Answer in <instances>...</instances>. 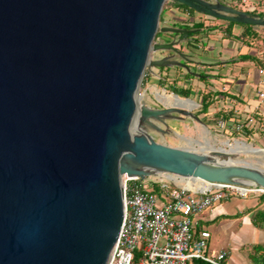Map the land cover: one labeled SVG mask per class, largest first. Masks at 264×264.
<instances>
[{
	"label": "water",
	"instance_id": "95a60500",
	"mask_svg": "<svg viewBox=\"0 0 264 264\" xmlns=\"http://www.w3.org/2000/svg\"><path fill=\"white\" fill-rule=\"evenodd\" d=\"M165 1L0 0V264H108L123 175L264 190L259 164L145 131L172 112L197 119L183 106L139 103L146 68L181 65L149 59L180 43L153 44L157 31L185 32L159 29ZM169 1L264 27L219 0Z\"/></svg>",
	"mask_w": 264,
	"mask_h": 264
},
{
	"label": "built area",
	"instance_id": "2783aa9c",
	"mask_svg": "<svg viewBox=\"0 0 264 264\" xmlns=\"http://www.w3.org/2000/svg\"><path fill=\"white\" fill-rule=\"evenodd\" d=\"M258 73L264 76L262 69ZM257 87L254 110L264 107V78ZM255 120L252 114L246 116L237 121L235 130L253 126ZM218 125L224 128L222 120ZM121 179L123 220L108 264H223L227 253L209 252V233L195 231L198 217L230 195L264 194V190L237 185L200 187L127 175Z\"/></svg>",
	"mask_w": 264,
	"mask_h": 264
},
{
	"label": "crops",
	"instance_id": "0c3cea01",
	"mask_svg": "<svg viewBox=\"0 0 264 264\" xmlns=\"http://www.w3.org/2000/svg\"><path fill=\"white\" fill-rule=\"evenodd\" d=\"M225 1L227 2V5L235 9L240 8L238 10L249 12L258 16L259 18H264V0ZM214 24H218L216 20L214 21ZM242 31V27L232 28V34L235 36H238L240 33H242ZM256 31L261 37V40H259V42H257V45L253 48L247 47L245 44H242L241 41L236 40L235 38L225 37L220 31H214L213 33H208L207 35H203V33L201 35L199 34L201 45L204 46L207 50H210L208 52H211L207 54L200 53L199 55L201 57V61H205L208 63L217 61L216 56L213 55L215 52H221V56L227 55V65H229L223 68L221 74V76L224 78L223 80L226 81L225 86H227V103L229 105H226L225 108H227V111L233 110L235 118H244L252 114V116L254 115L257 117L259 125L261 127H264V107L254 110V106L257 103V86L259 81L264 78V76L258 73V70L260 69L264 71V66L256 67L254 63L255 61H261L264 64V27H258L256 28ZM249 53H254V61H241L239 59L241 56ZM217 70L218 68L216 69V71ZM151 82L152 79L150 77H147L144 81V93H147V91H149ZM176 85H172L170 88L177 89L181 86V84ZM214 85L217 86V89H220V83H217L215 81ZM235 99L237 101H235ZM173 101L176 105L179 106L185 105L192 108L195 107V105L192 104L193 102L186 103L184 102V100L178 99L176 97H174ZM212 106H214V104L211 105V107ZM208 113H210V109ZM208 113H205L204 115H207ZM219 147L220 149L224 147V151L228 149V152H234L239 149L250 151L254 148L240 141L230 142L228 140L221 141ZM232 155L235 154L233 153ZM238 198L237 196L230 195L227 199L221 201L210 210L204 212L201 216L198 217L199 224L195 228L196 232L206 231L209 233V252L225 251L227 253L223 264H250L248 262V259H246L245 256L242 255V252H240L239 250L244 246H250L256 243H264V230L253 226V224L251 223L252 213L245 216H235V214L244 211L247 206L253 207V205H250L249 203H246V206H239L240 201L236 200ZM229 201L231 202L228 203ZM227 219H240V224L238 226H227L226 223V226L222 224L220 226H215V232L218 237L217 242L220 243L221 246L218 251L210 250L209 248L211 244V234L206 229L204 224H219L221 221H226ZM220 239H222V241H220Z\"/></svg>",
	"mask_w": 264,
	"mask_h": 264
},
{
	"label": "flooded vegetation",
	"instance_id": "af4514ba",
	"mask_svg": "<svg viewBox=\"0 0 264 264\" xmlns=\"http://www.w3.org/2000/svg\"><path fill=\"white\" fill-rule=\"evenodd\" d=\"M207 2H213V0H205ZM220 2L227 5V2L225 0H219ZM172 2V1H170ZM169 13V18L173 19L174 21L167 22V26L162 27H169V24H173V27L175 29L184 30V33L176 34L173 42H180L178 45H173V49L176 50V52L173 51H165L164 54L156 53L149 59L154 60L156 58H164L169 57L170 61L179 62L180 66H171V67H164V68H146L143 75V82H141L142 88H144V81L147 77H150L152 79V82L149 86V91L147 93L142 92L141 94L147 98L144 102V106L148 107L150 109L160 110L163 108H171L173 106H158L154 102H152V97L150 96V89L151 88H160L162 90V93L160 97L161 99L168 100L169 94L174 95V97L180 99L184 98L182 95L187 92L189 94L190 99L185 98L186 101H192L191 96H196L197 99L200 101L202 100V96L208 92L211 91L212 93H217L213 99L215 102H221L222 106H224V109L226 110V102H227V86L226 81H224L223 77L221 76L222 70L224 67L227 66V55L221 56V52H215L213 55L216 56V62L208 63L205 61H201V58L199 57L200 53H211L208 52L210 50H207L204 46L201 45L199 34L201 33V28L198 27L199 24H202L204 28L210 27L212 24H214V21L212 17L200 14L198 12H195L194 10L188 11L183 8H168L165 11V14ZM218 20V19H215ZM163 21V20H162ZM160 21L159 19V29L160 27ZM221 21V20H219ZM178 27H175V26ZM192 31V32H189ZM157 33H160L157 31ZM157 33L155 35L154 43H163L167 44L170 42H164L160 36L157 37ZM163 34V33H162ZM173 34V33H170ZM157 40H161L159 42H156ZM151 53V52H150ZM224 57V58H222ZM218 70L216 71V69ZM222 68V69H221ZM220 83V89H217V86L214 85V82ZM181 84L180 87L177 89L170 88L172 85ZM177 86V85H176ZM199 87V88H198ZM176 94V95H175ZM168 102V101H167ZM200 106V105H199ZM188 109V108H186ZM189 112L195 116L191 109H188ZM199 112V111H198ZM171 116H168L166 118H162L161 121L159 120H151L152 123L159 127L160 125L167 124V121L172 120L176 118L177 120H182L183 118H190L189 116H183L179 113L172 112L169 113ZM201 114V113H200ZM196 118L198 115L195 116ZM167 127V126H165ZM151 128V127H149ZM160 128V127H159ZM152 129V128H151ZM161 129V128H160ZM162 130V129H161ZM164 132V130H163Z\"/></svg>",
	"mask_w": 264,
	"mask_h": 264
},
{
	"label": "rangeland",
	"instance_id": "374dc122",
	"mask_svg": "<svg viewBox=\"0 0 264 264\" xmlns=\"http://www.w3.org/2000/svg\"><path fill=\"white\" fill-rule=\"evenodd\" d=\"M170 5V1L166 0L165 3L163 4L162 10L164 9H168ZM240 9V8H238ZM162 12V11H161ZM160 19V18H159ZM169 21H174L173 19L169 18V13H166L163 15V21L160 22V27L162 26H167V22ZM218 24L222 23L223 25H227V22L225 21H219L216 20ZM224 22V23H223ZM169 27H173V24H169ZM234 26L233 28H237V27H242L241 25H232ZM175 27H178L177 25ZM176 34H170V33H161V38L162 40L166 43V42H172L175 38ZM161 40H157L156 42H159ZM155 53H150V57H152ZM159 54H164L163 52H160ZM200 57V56H199ZM201 58V57H200ZM229 65V64H228ZM227 65V66H228ZM257 67V66H256ZM256 67H255V71H256ZM254 73V71H253ZM142 86L140 85L139 87V103L140 104H144L145 100H147V98H145L141 92H142ZM158 93H162V90L159 88H151L150 89V96L152 97V102H154L156 105L158 106H167L168 104L170 106L173 107H178L179 105H176L173 101L174 99V95L169 94V98L168 100L165 99H161L160 95L157 94ZM176 95V94H175ZM192 97V101H194L195 103L192 102H187L184 101L186 103H192L195 105L194 108L190 107V106H185V105H180L183 106L185 108H190L192 113L196 116L198 115L197 119L194 118H183L182 120H177L176 118L172 117V120H168L167 124L160 125L159 127L162 130H153L151 128H149L148 126L145 127V131L153 137V139L160 143V144H164V145H170V146H188L190 148H197V149H209L208 145L211 144L213 145L216 150H220L222 152H228L227 150L224 151V147H222L220 149V142L223 140H228L230 142H235V141H240L243 142L247 145H250L254 148H261L264 149V141L262 139V135L259 132H254V134H250V135H246L244 136L241 132H244L245 128L243 129V131L237 132L235 130V123L234 122H227L224 119H221L219 117H216V113L221 109L224 108V106H222V103H214V106H212L210 108V113H208L207 115H204L203 113L198 114V111L200 109V101L197 99L196 96H191ZM181 100H185V98H180ZM190 99V98H188ZM168 101V102H167ZM185 103V104H186ZM168 105V106H169ZM226 105H229L226 102ZM222 120L224 122V128H222L221 126L218 125V121ZM164 130V132H163ZM241 133V134H240ZM226 147V146H225ZM248 152V153H247ZM229 153H234L235 155L238 154L239 156H237L238 160H244L253 164H259L260 167L264 168V153H260V154H254L255 152L253 150L247 151V150H236L234 152L229 151ZM246 153V154H245ZM210 186V185H207ZM206 187V186H205ZM238 198V197H237ZM239 202V206L242 207V205L246 206V203H249L250 205L256 206L258 204V194L255 195H250L247 196L245 198H238L236 199ZM231 201H229L228 203H230ZM264 208V204H261L259 206V208ZM249 208L251 207H246V209L244 211H242L241 213L235 214V216H242L245 214L244 212H246L247 210H249ZM238 226L240 224V219L236 220V219H227L226 221H221L219 224L218 223H209V224H204V226L206 227V229L210 232L211 234V240H210V250H214V251H218L221 244L217 242V234L215 232V226H220L225 225L226 226ZM220 241H222V239H220ZM261 241V240H260ZM252 245L250 246H244L242 247L239 251L242 252V255L245 256L246 259L247 255L250 251ZM224 247V246H223ZM228 249V248H227ZM227 262V260H226ZM249 262V260H248ZM250 263V262H249Z\"/></svg>",
	"mask_w": 264,
	"mask_h": 264
},
{
	"label": "trees",
	"instance_id": "16d2710c",
	"mask_svg": "<svg viewBox=\"0 0 264 264\" xmlns=\"http://www.w3.org/2000/svg\"><path fill=\"white\" fill-rule=\"evenodd\" d=\"M180 7L183 9H186L188 11H191V12L193 11L192 9H190L186 6H183V5L175 3V2H170V5L168 8L176 9V8H180ZM165 11H166V9L162 10V12L160 14V21L163 20V15L165 14ZM213 21H215V19H213ZM232 25H241V24L227 22L226 26H223L222 24H212L210 27L204 28V26L202 24H199L198 27H200L202 29L200 35L202 33H203V35H207L208 33H213L214 31H220L223 33V35L225 37L235 38L236 40L241 41L242 44H245L249 48H253L254 46L257 45V42H259V40H261V37L259 36L258 32L256 31V28H258V27L251 26V25H241L243 28L242 33H240L238 36H235L232 34V28L234 27ZM159 36H160V33H157V37H159ZM239 59L241 61H247V60L254 61V53L253 54H250V53L246 54L244 56H241ZM254 63L256 66H259V67L264 66V64L261 61H257V62L255 61ZM142 82H143V80H142ZM216 94L217 93H212L211 91H208L202 96V100L200 103V109H199L198 114L208 113L211 105H213L215 103L213 97ZM182 96L184 98H188L189 94L187 92H185ZM235 101H237V100L235 99ZM215 115H216V117L224 119L227 122H234L235 125H236L237 121L242 119V118H235L233 110L227 111L224 108H221ZM254 117L256 119L254 125L250 126V127H245L244 132H241V133L244 136H246V135L248 136L250 134L251 135L254 134V132H259L262 135V139L264 141V127H261L258 123L257 117L256 116H254ZM258 200H259L258 204L256 206L249 208V210L244 212L245 213L244 215L242 213V216H245V215L252 213L251 223L253 224V226H256L257 228L264 230V208H262V209L259 208V206L261 204H264V194H259ZM233 217H235V216H233ZM247 258H248L250 264H264V243L252 244L250 251L247 255ZM195 264H202V263L200 261H196Z\"/></svg>",
	"mask_w": 264,
	"mask_h": 264
},
{
	"label": "bare ground",
	"instance_id": "6f19581e",
	"mask_svg": "<svg viewBox=\"0 0 264 264\" xmlns=\"http://www.w3.org/2000/svg\"><path fill=\"white\" fill-rule=\"evenodd\" d=\"M184 101H186V100H184ZM188 101H189V100H188ZM208 148H209V149H212V150H216V148H215L213 145H211V144L208 145ZM191 182H193V181H191ZM193 183L198 184L200 187H205V186H207V185H211V184H209V183H204L203 181H199V182L195 181V182H193Z\"/></svg>",
	"mask_w": 264,
	"mask_h": 264
}]
</instances>
